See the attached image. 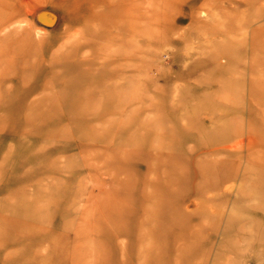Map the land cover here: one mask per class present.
Returning <instances> with one entry per match:
<instances>
[{"label":"rangeland","instance_id":"obj_1","mask_svg":"<svg viewBox=\"0 0 264 264\" xmlns=\"http://www.w3.org/2000/svg\"><path fill=\"white\" fill-rule=\"evenodd\" d=\"M108 36L128 56L130 100L93 106L67 81L52 87L73 74L82 84L89 72L118 81L116 66L92 55ZM261 83L264 0H0V264H200V254L204 264H264L263 244L242 255L230 236L240 230L234 218L251 216L246 194L264 208V98L253 99ZM207 114L242 131L233 141L243 148L193 163L195 145L168 138L169 115L183 128ZM251 134L261 154H250ZM217 135L196 144L197 154L226 145L230 134ZM207 165L227 172L201 183ZM146 178L155 185L143 186ZM224 178L230 191L222 192ZM166 193L179 197L172 212ZM149 196L163 197L162 211L143 204ZM143 206L158 214L155 243L142 244L147 230L136 229ZM174 212L189 228L170 225ZM209 222L208 243H196ZM260 230L264 241V216Z\"/></svg>","mask_w":264,"mask_h":264},{"label":"bare ground","instance_id":"obj_2","mask_svg":"<svg viewBox=\"0 0 264 264\" xmlns=\"http://www.w3.org/2000/svg\"><path fill=\"white\" fill-rule=\"evenodd\" d=\"M83 34H84V32H83ZM112 39L110 38V36H108L106 39L104 37L102 39V42L104 41L106 44L101 42V45L99 47L95 48V50L93 51L92 55H94V54L98 55V57L96 58L97 59L96 61L99 63V65H101V63H102L103 68H105L106 66L109 67V65L110 66H116V67H114L112 69V72H113L114 76H115V74L116 75L118 74V76L120 78L119 80H121V81H119L118 79H117L118 81H115V79H113L112 76H108L109 74H106V75H103L102 77H100V76H97V75H95L93 73L91 74L89 72L87 74L88 77H86L85 81H87L88 79H91L90 81H93V85L92 86L87 85V83H85V81L81 84L80 79L78 77H76L77 79H76L75 82L74 81H70L71 79H73L72 77L75 76L73 74V75H70L68 77V79H64L63 80V79L60 78V79H55V80L51 81L52 87L53 86H60L65 81H67V85H68L67 88L70 91H72L73 93H75L77 95L79 94L80 96L79 95L78 96L83 98L82 102L86 103L88 105L92 104L93 106H95V105L102 106L103 104H108L109 105V104H114L115 103L116 106L120 107L123 104H125L124 101L129 99L130 94H129V89L127 87H125L124 83L128 85L129 82L133 78H131L130 80L128 79V80H126L123 83L122 80L125 77H127L126 69L123 71V66H124L123 62H125V60H126V58L128 56H126L123 52L118 51L117 45L121 43V42L119 43V39H117L116 37H115L116 41H114V39L113 40ZM130 40H132V39H130ZM89 42L94 43V41H92V40L89 41ZM131 42H130V44H131ZM102 44H104V45H102ZM115 63H117V65ZM127 65L129 66V63ZM118 66H120V67L118 68ZM123 74H125L124 75L125 77H122ZM70 84L73 85L74 87L72 88V86H70ZM83 84H84V87H83ZM70 87H71V89H70ZM257 87H258V89L256 90L253 99H255V100L257 98L263 99L264 98V94L261 92L260 87L264 88V85L261 83V85L259 84V86L257 85ZM96 94H99V95L103 96L101 98V101H102L101 103H98V102L94 101L93 96L95 97ZM51 98H52V100L58 99L57 96L51 97ZM79 100H81V98H79ZM171 116L172 115H169V118L172 119L171 120V122L173 123L172 125H176V126L175 127L171 126L169 128V134H167L168 138L173 143H175L176 145L185 146L187 143L191 142L196 147L194 150L192 149L193 151H189L190 154H191L190 156H192V158L190 159V162L191 161L193 163L195 162V160H194L195 156H197V159H200L202 156L203 157H211V156H213V155H215V154H217L219 152L224 153V152H229V151L230 152L231 151H240V149L243 148L242 147L243 143H244L243 139L241 141H238V140L235 141V142L233 141L234 137H240V136L243 135L242 131H237V130H233V129L231 131V130L227 129L228 123H221L223 125H219L220 124L219 121L218 120L217 121L213 120L212 116H210L209 114L203 115V119H202V122H203V120L207 121V123L210 121L208 123V125L209 124L210 125L207 126V128L209 127V130L206 129L205 124H202V122H200V123L199 122H191L189 120H188L186 126H184L183 128H180L178 126L179 125V121L176 120V119L173 120L174 117H171ZM165 117H167V116L165 115ZM231 120H230V124H232ZM210 127H211V129H210ZM220 129H223V130H220ZM225 129H227V130L225 131ZM257 129L258 128H255V130H257ZM253 132H255V131H253ZM222 133L230 134V135H228L229 136V138H228L229 141L226 142V145H224L222 147L221 146L220 147L219 146H217V147H215V146L208 147L206 149V151L197 154V152H196V151H198L197 145H199L200 143H203V141H206V139L212 140V141H216V139L218 138L217 134L220 135ZM251 135H252L251 138L253 140L250 139V141H251L250 142V144H251L250 146H253V150H252V152L250 154H254V153L255 154H261L262 153L261 149H263L261 139H258V141H257V138L255 137V135H253V134H251ZM214 137H216V138L213 140ZM231 142H233V143H231ZM214 143L215 142H213L212 144H214ZM179 151L181 153H184L180 149H179ZM179 151H177L175 154L176 155L181 154V153H178ZM121 159L120 160L123 162L124 161V157L121 158ZM251 163L254 164V168L256 170V173H259L261 162H259V161L254 162L252 160ZM251 163H250V165H251ZM200 168H201L200 170L203 171V172L199 175V180L198 181L201 182V183L208 182L212 178H216V175L218 177H220V175H221L220 171H221V173H223V172L226 173L227 172V171H225V167H222V168L220 167V169L219 168L218 169L215 168V170H214V167L212 165H209V166L207 165L205 167H200ZM221 169H224V171L221 170ZM248 175L252 179H254L255 176L259 178L258 174L257 175L254 174V176H252L251 173H248ZM229 177L227 179H229ZM222 180H224V181H222ZM222 180H221L222 184L221 183L219 184V185H222V192L230 191L231 188L226 185V182H225L226 179L224 178ZM157 181H158V179H157ZM210 182L212 183V181H210ZM140 183H141V181H140ZM154 183H155V181L150 180L149 178H146L145 180H143V186L152 187V186L155 185ZM136 184H137V182H136ZM167 195L168 194L166 193L165 194V210L167 212H172L171 211V209H172L171 205L177 204V201H179L178 200L179 197H178V195H176V196H174L175 198L172 201H168L169 199H168ZM246 195L247 196H246V198L243 201H244V203L250 204V205L245 208V211L248 212L249 214H251V216H250L251 218L248 217V216L245 217V215L237 216L236 218H234V219H237V220L240 221V225L237 226L238 229H240L239 230L240 233L239 232H235L234 234H232L230 236H234L235 237L234 239L237 240V242H239L240 245H242L243 247L244 246L246 247V244H248V243H250L249 246L251 245V243H256V246L258 247V250H260V252H261L262 251L261 247H262V244L264 245V241L261 239L259 234L261 233L260 224H261L263 216H264V208L259 203L261 202L262 197L257 195V194H254L252 196H249V194H246ZM151 197L152 196H149L148 199H145V201H143V204H150L152 202H155V204L157 206V209L162 211L163 209H161V208H164V206H163L164 205L163 197L159 198L160 201L153 200ZM174 201H176V202H174ZM170 202H172L171 205H169ZM130 205L131 204L129 203L128 206H126V207L124 206L123 209H121L120 211H117V214H118L117 216L120 217V218H123L124 217L123 214H124V212L126 210L129 213ZM173 208H174V206H173ZM153 210L154 209H152V208H145L143 206L140 209V215L141 216L140 217H138V216L136 217V219H139V220L142 219L141 221H138V225H136L137 226L136 229L138 228L139 230H141V232H144V231L147 230V232H145L142 235L143 236L142 239H141L142 240V244H144V242L148 241L149 239H150L151 242L153 241V243H155L156 239L158 238L157 234L154 232V230L152 232V228H151V226H153V223H154L153 222L154 218L158 215L157 212H155V211L153 212ZM223 213H224L223 210L222 211L219 210L218 211L219 217H222ZM131 215H132V213H131ZM130 216L128 214L127 218L128 219H132V217H130ZM172 217L175 220H172V223L170 225L173 224V226H177V228H178V226H180L181 228H183V227L184 228H189V223L188 222L186 224V223H183V222L180 221L184 217V214H182V213H178L177 214L176 212H174L172 214ZM251 222H253L254 223L253 225L256 226L254 228L255 231H252L256 236L252 235V232L248 229L250 224H251ZM199 226H200L201 229L200 230L198 229L197 234L195 235L194 239H196V243L198 241V243L202 242L201 244L205 245V244L208 243V237L209 236L207 237V234H208L209 230L212 229L213 225L211 224V222H209L206 225H202L200 223ZM218 226H220V225H218ZM216 228H217V226H216ZM162 230H165V229L162 228ZM258 230H259L260 233L258 232ZM140 238H138V239H140ZM233 245H234V243H233ZM242 246H240V247H242ZM249 246L246 247V250L240 249V247H238V245L234 246L233 249H235V247H236V253L244 255L245 253L249 252L248 250H250V251L252 250L251 249L252 247L250 246V248H249ZM258 250H256L257 253H258ZM159 256H160V253L154 258V263L157 261L156 258L161 260V257H159ZM199 257H200V264H204L205 261H206V258H207L206 254H200ZM258 261H259V259H258ZM257 264H259V262H257Z\"/></svg>","mask_w":264,"mask_h":264}]
</instances>
